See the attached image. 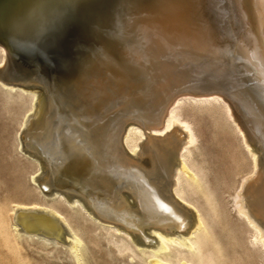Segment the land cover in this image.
Wrapping results in <instances>:
<instances>
[{
    "label": "bare ground",
    "instance_id": "6f19581e",
    "mask_svg": "<svg viewBox=\"0 0 264 264\" xmlns=\"http://www.w3.org/2000/svg\"><path fill=\"white\" fill-rule=\"evenodd\" d=\"M133 1L127 30L128 0H0L33 49L0 38V264H34L23 243L103 264L84 236L117 264H230L215 227L233 225L264 264V0ZM184 104L219 116L218 172L248 168L227 214Z\"/></svg>",
    "mask_w": 264,
    "mask_h": 264
},
{
    "label": "rangeland",
    "instance_id": "374dc122",
    "mask_svg": "<svg viewBox=\"0 0 264 264\" xmlns=\"http://www.w3.org/2000/svg\"><path fill=\"white\" fill-rule=\"evenodd\" d=\"M0 31H1L0 32V38H2L3 40L9 39V38L14 39V41H15L14 44L16 45V47H18V56H19V54H20V56L22 55L21 52H25V51L28 52V50L29 51L33 50L31 47H29L30 44H28L26 38L23 35L20 34L18 36L11 37L10 31L3 29L2 23L0 24ZM1 35H2V37H1ZM2 39H0V43H3ZM23 46H24V48H23ZM22 48L24 51L22 50ZM25 49H27V50H25ZM5 52H6L5 53L6 60L8 61V63H10V62L12 63V61H13L12 57L9 55L7 49L5 50ZM4 60H5V58H4ZM2 64L0 65V67L2 66ZM187 106H189V107H187ZM192 107L193 106H190V104H188V105L184 104V106L182 105V107H181L182 110H180V111H182V112H180V114L183 117L185 116L186 117V118L184 117L185 119H190V122L193 123L192 127L194 128L195 133L197 135V142L194 145V147H192V155H193V158L195 160L200 159L203 156L208 160V162L210 163V165H212V167L214 166V169L210 171L211 179L213 180L215 187H216V190L218 192V193L216 192V194H218V196H219L218 199L221 201L220 206L221 207L223 206V209L225 210V213L227 214V210L229 211V202L231 201V196L233 195V193H234V191L238 185L241 174L243 175V173H245L248 170V168L245 166L242 168H238L236 170L234 169L235 172L232 169L234 175H232L231 177L230 176L226 177L225 173H223V172L219 173L218 172V169L216 167H218V165H219V162L221 159L220 155L223 153L224 146H223V144L219 145L217 143V141L213 140V137L210 134V128H212L211 126L214 123H216L215 121H216V119L217 120L219 119L218 118L219 116L217 114L214 115L213 113L207 112V111L199 112V111H197V109L192 108ZM6 125L8 126V128H7L8 131L5 129L4 133L2 132L1 136H3L5 143L10 147L9 153H11L12 156H16L17 154L15 151V145L17 143L15 140L17 138V140H19V143L22 146V143H23V141H22L23 136L22 135L25 132H27L28 130L24 131L27 128L26 127L19 128L18 124H16V123L9 122ZM207 130H209V131H207ZM1 139L2 138L0 137V141H1ZM0 154L2 156V152ZM200 155H201V157H200ZM131 158L133 160L135 159L133 156ZM5 161L7 163L9 162V164L12 162V160H8V153H6V155H5ZM8 166L9 167L5 168L6 170L8 168H10L11 165H8ZM11 167L14 168V166H11ZM13 171H15V170L13 169ZM33 171H34L33 168H29L27 170V173H32ZM41 173H44V171L42 170ZM236 173H237V175H236ZM238 176H240V177H238ZM220 201H219V203H220ZM215 228H216L215 232L216 233L218 232L217 234L220 236V239H221V237L225 236V238H222V241H221V242H223L222 245L225 246V247L222 246L225 259L230 264H233V263L234 264H247V260H245V259H247L248 254L244 251L245 250V248H244L245 242L244 241H246L245 240L246 235L244 233L240 234L239 228L236 227L235 225H233V231H231V232L235 233L234 235H233V233L232 234L230 233L231 235L229 233H226V234H228L226 236V235H224L223 232H221V230H219V228H217V226ZM229 230H232V228H230ZM232 235H233V237H232ZM239 236H241L243 241L237 240V243L236 242L234 243V239L235 240L239 239L240 238ZM84 239L87 242L90 251L93 252L92 255H94L97 259L103 260V264H105V263L117 264L118 261L116 259V256H112L111 259L109 260V258L107 257L108 252L103 250L102 245H101V251H100V253H98V250L93 247L94 245H92V243H93L92 240L91 239L88 240L87 236H84ZM240 241H242V242H240ZM240 244H241V246H240ZM95 246H98L97 242L95 243ZM229 246L230 247L232 246V249ZM235 246H238V247H235ZM34 247L35 246H33V245L28 246L25 243H23L22 249H21V251H23V253H25L26 255H28L29 257H31L33 259L34 264H74L72 257L70 256V254L65 249L59 250L58 253L55 255L52 254L49 257H46L45 251H37L36 252V249ZM229 248L232 251L228 250ZM225 249H227V252L225 251ZM260 261H262V260L259 259L258 255L253 254V264H261ZM119 263L124 264L123 262L121 263V260L119 261ZM87 264H93V263H91V258L87 259Z\"/></svg>",
    "mask_w": 264,
    "mask_h": 264
},
{
    "label": "water",
    "instance_id": "95a60500",
    "mask_svg": "<svg viewBox=\"0 0 264 264\" xmlns=\"http://www.w3.org/2000/svg\"><path fill=\"white\" fill-rule=\"evenodd\" d=\"M129 1V3H128V6H126V5H124L123 4V6H121V4H120V7H123V10L122 11H120V14L122 15V17L124 18V21H125V23H126V28H127V30H129L130 29V27H132V20H131V11H134V12H136V13H138V11H137V5H135V2L133 1V0H128ZM143 2L146 4V0H143ZM144 7H146V6H144ZM57 9V12H59V11H61V8L60 7H56ZM65 8V10H66V6L64 7ZM142 9H143V7H141ZM135 13V14H136ZM134 17V16H133ZM135 18H136V16H135ZM134 18V19H135ZM62 19V18H61ZM141 22V21H140ZM139 22V23H140ZM137 23V22H136ZM150 25V24H149ZM141 27H142V29H143V31H146L147 33L148 32H150V33H152V37L151 38H154L155 37V34H156V31H155V28L154 27H151V29L148 27V25L146 24V22H144V21H142L141 22ZM200 79H202V80H213V79H211V78H209V77H202V78H200ZM228 84H230V85H232L236 90L238 89V90H242V91H246L247 89V86H245V85H239V84H234V83H230V82H228ZM73 194H75V193H73ZM79 196H81V195H79ZM104 220H106V219H104ZM107 221H109V220H107ZM111 222V221H110ZM114 223V222H113ZM115 224H118V225H120L119 223H115Z\"/></svg>",
    "mask_w": 264,
    "mask_h": 264
}]
</instances>
